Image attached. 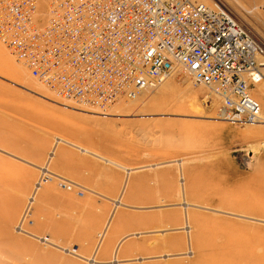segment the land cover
I'll use <instances>...</instances> for the list:
<instances>
[{"label":"rangeland","instance_id":"obj_1","mask_svg":"<svg viewBox=\"0 0 264 264\" xmlns=\"http://www.w3.org/2000/svg\"><path fill=\"white\" fill-rule=\"evenodd\" d=\"M218 1L264 44V0ZM219 110L184 68L104 106L63 97L0 39V264H264V121Z\"/></svg>","mask_w":264,"mask_h":264},{"label":"built area","instance_id":"obj_2","mask_svg":"<svg viewBox=\"0 0 264 264\" xmlns=\"http://www.w3.org/2000/svg\"><path fill=\"white\" fill-rule=\"evenodd\" d=\"M213 1L51 0L38 24L37 0H0V39L63 97L104 106L184 68L224 119L260 121L250 89L264 80V44Z\"/></svg>","mask_w":264,"mask_h":264},{"label":"crops","instance_id":"obj_3","mask_svg":"<svg viewBox=\"0 0 264 264\" xmlns=\"http://www.w3.org/2000/svg\"><path fill=\"white\" fill-rule=\"evenodd\" d=\"M50 188H52V186H50V185H46V186H44L43 187V189H50ZM83 193V192H82ZM109 220V219H108ZM108 220L106 221V223H105V225L103 226V228L100 230V231H98L97 232V234H98V239H97V241H96V245H95V248H96V246L98 245V243H101L104 239L102 238V234H103V232L105 231V228L107 227V225H108ZM115 226V222L112 224V227H114ZM109 229V228H108ZM33 235H36V236H39V235H37V234H35V233H33ZM41 236V235H40ZM40 238H44L46 241H50V240H48V236L47 235H44V236H41ZM105 241V240H104ZM106 242V241H105ZM103 244H104V247L106 246V243H104L103 242ZM103 247V248H104ZM103 248H101V250H100V252L103 250ZM95 250V249H94ZM77 253V252H76ZM77 254H79V253H77ZM93 254V253H92ZM80 256H83L84 258H89L90 256H84V255H82V254H79Z\"/></svg>","mask_w":264,"mask_h":264},{"label":"bare ground","instance_id":"obj_4","mask_svg":"<svg viewBox=\"0 0 264 264\" xmlns=\"http://www.w3.org/2000/svg\"><path fill=\"white\" fill-rule=\"evenodd\" d=\"M202 1H203V0H202ZM206 1H207V0H206ZM206 1H204V2H206ZM207 3L212 4V3H214V1L211 0V1H208ZM40 6H41V5H39V6H37V7H39L40 9H42V7H40ZM43 10H45V9H43ZM38 14H39V12H38ZM46 14H47V11H46V12H43V13L41 12V16L43 15L42 17H44ZM41 16H40V17H41ZM42 17H41V18H42ZM46 17H47V16H46ZM42 19H44V18H42ZM3 43H4V42H3ZM4 44H5V43H4ZM5 45H6V44H5ZM260 59L264 60L263 58H260ZM263 62H264V61H263ZM24 67L27 69L26 66H24ZM27 70H28V69H27ZM13 71H14V70H13ZM28 71H29V70H28ZM263 71H264V68H263ZM18 73H19V72H18ZM29 73H30V72H29ZM161 81H162V80H161ZM39 82H40V81H39ZM159 82H160V81H159ZM42 84H43L44 86H46L43 82H42ZM155 84H156V83L153 82V84H151V85H155ZM198 84H199V83H198ZM260 85H261V84L258 82V83H256L255 87H256V86L258 87V86H260ZM25 87H26V86H25ZM46 87H48V86H46ZM26 88L29 89V90H32V89H30V88H28V87H26ZM60 96H62V95H60ZM118 100H119V99H118ZM118 100H117V101H118ZM117 101H116V102H117ZM260 119H261L260 121H264V117L262 116V113H261V118H260ZM255 122H256V121H255ZM131 181H132V179H131ZM29 209H30V206L28 205L27 208H26V210H25V212L27 211V212L25 213V216L27 215ZM30 211H31V210H30ZM29 214H30V213H29ZM24 219H25V218H24Z\"/></svg>","mask_w":264,"mask_h":264}]
</instances>
